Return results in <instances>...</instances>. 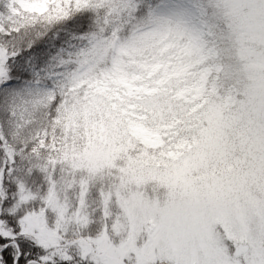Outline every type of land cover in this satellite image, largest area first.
<instances>
[{
	"label": "snow or ice",
	"instance_id": "1",
	"mask_svg": "<svg viewBox=\"0 0 264 264\" xmlns=\"http://www.w3.org/2000/svg\"><path fill=\"white\" fill-rule=\"evenodd\" d=\"M0 264H264V0H0Z\"/></svg>",
	"mask_w": 264,
	"mask_h": 264
}]
</instances>
